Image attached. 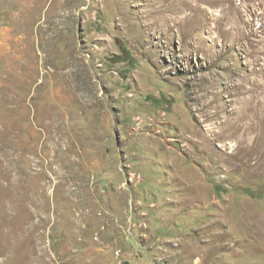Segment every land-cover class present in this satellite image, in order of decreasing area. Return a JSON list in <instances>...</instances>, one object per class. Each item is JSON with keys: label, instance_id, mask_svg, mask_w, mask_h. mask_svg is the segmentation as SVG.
Here are the masks:
<instances>
[{"label": "rangeland", "instance_id": "rangeland-1", "mask_svg": "<svg viewBox=\"0 0 264 264\" xmlns=\"http://www.w3.org/2000/svg\"><path fill=\"white\" fill-rule=\"evenodd\" d=\"M0 264H264V0H0Z\"/></svg>", "mask_w": 264, "mask_h": 264}, {"label": "bare ground", "instance_id": "bare-ground-1", "mask_svg": "<svg viewBox=\"0 0 264 264\" xmlns=\"http://www.w3.org/2000/svg\"><path fill=\"white\" fill-rule=\"evenodd\" d=\"M246 100H247V99H246ZM250 102H251V101H250ZM252 106H253V105H252ZM252 106H251V107H252ZM253 109H254V108H253ZM241 113H242V112H241ZM240 115H241V114H240ZM240 117H241V116H239V114H238V118H240ZM244 117H245V116H244ZM238 121H239V120H238ZM253 127H254V126H253ZM250 128H251V127H250Z\"/></svg>", "mask_w": 264, "mask_h": 264}]
</instances>
